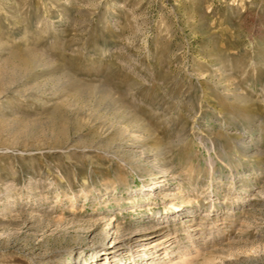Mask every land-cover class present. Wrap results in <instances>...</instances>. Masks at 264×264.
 I'll use <instances>...</instances> for the list:
<instances>
[{
	"label": "rangeland",
	"instance_id": "374dc122",
	"mask_svg": "<svg viewBox=\"0 0 264 264\" xmlns=\"http://www.w3.org/2000/svg\"><path fill=\"white\" fill-rule=\"evenodd\" d=\"M0 264H264V0H0Z\"/></svg>",
	"mask_w": 264,
	"mask_h": 264
},
{
	"label": "bare ground",
	"instance_id": "6f19581e",
	"mask_svg": "<svg viewBox=\"0 0 264 264\" xmlns=\"http://www.w3.org/2000/svg\"><path fill=\"white\" fill-rule=\"evenodd\" d=\"M151 184H153V188L156 190L157 189V187H160L162 184H161V182L158 180H156V181H153ZM175 208H178V206H174ZM187 221V220H186ZM140 240V239H139ZM158 245V244H157ZM110 247H112V248H115V247H117V244L116 243H114L113 245H109V246H105V247H103L102 248V251L100 252V254H104V255H106V257H107V255L108 254H110L111 252H113V251H111L109 248ZM150 247V246H149ZM96 254H97V251L95 250L94 251V253L92 254V256L94 257V256H96Z\"/></svg>",
	"mask_w": 264,
	"mask_h": 264
}]
</instances>
